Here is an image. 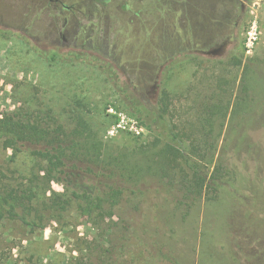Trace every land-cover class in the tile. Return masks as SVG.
Instances as JSON below:
<instances>
[{"label": "rangeland", "instance_id": "374dc122", "mask_svg": "<svg viewBox=\"0 0 264 264\" xmlns=\"http://www.w3.org/2000/svg\"><path fill=\"white\" fill-rule=\"evenodd\" d=\"M58 1L0 0V116L71 131L80 114L105 142L106 158L139 165L157 160L172 129L209 176L218 165L226 176L222 189L193 203L181 183L186 167L160 166L135 181L96 171L86 181L124 191L113 219L93 223L72 207L33 232L5 219L0 264H264V0ZM206 1L216 26L199 13ZM255 15L260 41L246 56ZM174 58L170 78L160 77ZM163 89L169 127L152 117L149 130L132 94L154 106ZM215 107L222 112L211 129ZM112 109L145 133L114 131ZM35 171V160L14 157L0 140V190L23 189Z\"/></svg>", "mask_w": 264, "mask_h": 264}, {"label": "trees", "instance_id": "16d2710c", "mask_svg": "<svg viewBox=\"0 0 264 264\" xmlns=\"http://www.w3.org/2000/svg\"><path fill=\"white\" fill-rule=\"evenodd\" d=\"M210 7L214 8V5L206 1L199 13L216 26L217 22L208 13ZM216 38L221 39L220 36ZM227 39L224 37L223 40ZM56 60L57 55L53 57V61ZM242 63V60H238L236 65L241 66ZM176 67L174 58L165 63L158 74L160 77L168 74L170 78ZM132 96L135 106L133 112L139 119L144 120L149 130L153 129L149 124L152 117L153 122L156 118L157 122L167 125L170 107L169 93L165 89L161 91L154 106L144 99L139 100L136 92ZM221 112L216 108V111L211 113L212 118L206 119L211 129L214 128L213 118ZM143 113L146 115L143 116ZM75 122V128L66 131L61 126L53 129L43 127L37 120H25L16 114L0 116V140L4 148L12 150L14 157L27 154L36 161L37 168V172L32 174L23 189L0 190V222L10 219L19 221L32 232L43 230L47 220L56 221L63 218L72 207H77V212L91 219L93 223L96 220L113 219L124 191L116 184L102 188L101 183L96 185L86 181L96 174V171L101 172L98 176L100 178H112L109 181H112L114 176L135 181L144 179L146 173L154 172L160 166L163 167L162 170L169 166L172 169L179 168L183 172L186 167L188 172L182 177L181 183L186 189V199L193 203L199 202L207 191L217 193L224 185L225 170L218 165L209 176L201 164L203 160L193 162L186 149L177 144L179 136L173 134L172 129L167 135L170 141L161 148L157 160L153 156H147L145 160L142 159L144 165H139L135 161H125L119 155L106 158L105 142L99 138L86 119L78 114ZM201 157L204 159L206 154ZM52 183L61 185L62 192L52 190ZM49 191L51 195L48 202L41 201V196L47 197Z\"/></svg>", "mask_w": 264, "mask_h": 264}, {"label": "built area", "instance_id": "2783aa9c", "mask_svg": "<svg viewBox=\"0 0 264 264\" xmlns=\"http://www.w3.org/2000/svg\"><path fill=\"white\" fill-rule=\"evenodd\" d=\"M260 41V25L257 15L249 22L248 27L244 33V53L246 56H251L254 54L257 45ZM111 113L116 114L118 119V124H116L114 131H129L132 133H137L138 135L145 133L146 128L139 124L133 118H129L125 113H116L114 110H110Z\"/></svg>", "mask_w": 264, "mask_h": 264}, {"label": "flooded vegetation", "instance_id": "af4514ba", "mask_svg": "<svg viewBox=\"0 0 264 264\" xmlns=\"http://www.w3.org/2000/svg\"><path fill=\"white\" fill-rule=\"evenodd\" d=\"M51 1V3H55V4H57L58 3V5H61V3H59V1L58 0H50ZM57 5V6H58ZM72 13H74V12H76V8L75 7H69L68 8Z\"/></svg>", "mask_w": 264, "mask_h": 264}]
</instances>
